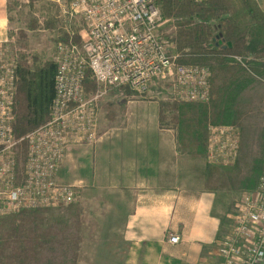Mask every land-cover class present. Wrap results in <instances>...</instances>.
Instances as JSON below:
<instances>
[{
	"label": "built area",
	"instance_id": "built-area-1",
	"mask_svg": "<svg viewBox=\"0 0 264 264\" xmlns=\"http://www.w3.org/2000/svg\"><path fill=\"white\" fill-rule=\"evenodd\" d=\"M71 6L83 17L81 43H57L49 118L20 138L12 130L16 69L0 74V218L76 201V185L59 183L56 174L69 146L97 142L99 103L112 90L127 87L146 93L153 83L167 81L174 99L188 103H209L211 99L210 68L176 62L180 53L173 39L175 24L163 19L157 0H74ZM165 23L171 27L168 33ZM86 71L96 84L89 94L84 86ZM21 142L26 145V155L18 173L15 147ZM239 144L236 125H209L206 160L230 167ZM178 240L175 233L167 237L170 243ZM216 249L219 264L263 262L264 172L255 187L236 200Z\"/></svg>",
	"mask_w": 264,
	"mask_h": 264
},
{
	"label": "crops",
	"instance_id": "crops-1",
	"mask_svg": "<svg viewBox=\"0 0 264 264\" xmlns=\"http://www.w3.org/2000/svg\"><path fill=\"white\" fill-rule=\"evenodd\" d=\"M256 2L264 8V0ZM215 88L218 108H231L234 118L259 108L264 126V77L236 60L218 71ZM121 109L122 120L117 110L114 120L99 113L97 142L69 146L56 174L79 187L76 264H219L225 179L214 177L216 167L194 157L188 141L162 124L157 100H129ZM172 233L177 243L167 241Z\"/></svg>",
	"mask_w": 264,
	"mask_h": 264
},
{
	"label": "trees",
	"instance_id": "trees-1",
	"mask_svg": "<svg viewBox=\"0 0 264 264\" xmlns=\"http://www.w3.org/2000/svg\"><path fill=\"white\" fill-rule=\"evenodd\" d=\"M157 5L163 18L175 19L173 39L181 54H185L178 63L205 65L211 70L209 103H186L175 108L179 112L180 140L188 141L187 150L192 151L193 156L204 157L207 123L236 125L240 128V144L235 164L216 171L214 177L219 175L228 180L236 190L255 187L264 172V126L258 123V112L262 111L248 109V114H253L250 117L234 118L231 108L217 107L215 83L218 71L233 62L230 58L233 56H239L250 71L264 77V8L259 7L256 0H157ZM44 23L51 24L48 20ZM17 34L18 38L24 37L22 30ZM68 37L63 32L59 40L66 42ZM72 40L81 43L77 33ZM55 73L53 61L33 68L26 63L19 64L12 123L16 138L47 121L54 96ZM84 86L87 94L95 90L88 71ZM164 105L160 104V111ZM107 113L114 120L109 103ZM25 155L26 145L21 142L15 147L18 173L23 169ZM81 212V206L76 204L65 208L60 219H48L35 211L24 210L2 216L0 264H76Z\"/></svg>",
	"mask_w": 264,
	"mask_h": 264
},
{
	"label": "rangeland",
	"instance_id": "rangeland-1",
	"mask_svg": "<svg viewBox=\"0 0 264 264\" xmlns=\"http://www.w3.org/2000/svg\"><path fill=\"white\" fill-rule=\"evenodd\" d=\"M73 1L74 0H5V3L2 6V9L4 10L5 20L3 21V23L0 24V74H4L7 70H10L12 68H15L17 70L20 63H26L28 66L33 68L35 66H40L45 61L54 62L55 48L57 43L61 41L59 40V38L63 34V32H65V34L69 36L68 41L74 42L72 40L73 34L77 33V35L80 36V32L84 28L83 17L78 12H75L71 6ZM6 5L8 6V12L6 9ZM46 20L51 22V24L46 25L44 23V21ZM170 20H173L174 24L176 25L175 19L170 18ZM165 25H167L165 29L168 33L170 30L168 29V27L171 28L170 24L165 23ZM18 30L23 31L24 37L18 38ZM177 51L178 53H180V55H178L176 59V62L178 63V59L185 56V54H181V51H179L178 48ZM230 58L234 61L237 60L236 58H239L241 60L239 56H233ZM243 61L244 60L242 59V62ZM183 64L190 65L189 63ZM140 98L157 100L159 105L161 103H165L164 108H162L163 110L160 111V118L162 124L165 125V127L175 129L179 134V126L177 123V117L179 112L175 108L184 105L188 102H183L174 99L172 96L171 84L167 81L153 83L149 91H147L146 93L134 92L127 87H124L123 89L121 88V90H112V92H110L106 97H104L99 103L100 116L107 117L108 113L106 108L109 103V105L113 106V113L115 114V118L117 117V111H119V120H122L123 118H125L126 111H122L121 106H123L126 101H138L140 100ZM134 105L133 107H140V102ZM119 106L120 108L117 109L116 107ZM209 125H217V123H207L206 137L208 136ZM94 144L88 146H93ZM210 165L212 164L210 163ZM233 165L230 167H233ZM212 166L216 167L215 171L219 169L221 171L222 168H228L219 167L216 165ZM58 182L62 184H72L60 181ZM76 187V201L71 205L58 208L54 207L32 210L29 209L24 211H35L37 215L41 217L44 216L48 219H60V215H62L65 208H72L76 204L79 205V187ZM220 190L222 191L221 194L224 196L225 203L227 204L228 209L226 213V218L224 220V225L222 227V230L220 231L221 233L225 230L226 225L229 223L230 218L232 217L236 200L245 190L233 189L228 180L223 181Z\"/></svg>",
	"mask_w": 264,
	"mask_h": 264
},
{
	"label": "bare ground",
	"instance_id": "bare-ground-1",
	"mask_svg": "<svg viewBox=\"0 0 264 264\" xmlns=\"http://www.w3.org/2000/svg\"><path fill=\"white\" fill-rule=\"evenodd\" d=\"M2 1V0H1ZM2 3V2H1ZM3 6V5H2Z\"/></svg>",
	"mask_w": 264,
	"mask_h": 264
}]
</instances>
